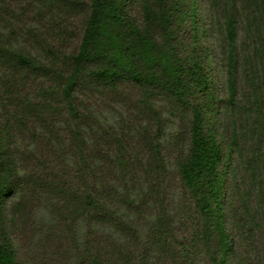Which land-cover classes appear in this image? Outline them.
Wrapping results in <instances>:
<instances>
[{
  "label": "trees",
  "instance_id": "1",
  "mask_svg": "<svg viewBox=\"0 0 264 264\" xmlns=\"http://www.w3.org/2000/svg\"><path fill=\"white\" fill-rule=\"evenodd\" d=\"M0 264H264V0H0Z\"/></svg>",
  "mask_w": 264,
  "mask_h": 264
}]
</instances>
